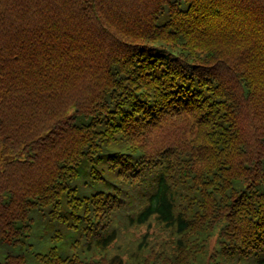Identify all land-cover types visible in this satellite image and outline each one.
<instances>
[{
	"label": "trees",
	"instance_id": "trees-1",
	"mask_svg": "<svg viewBox=\"0 0 264 264\" xmlns=\"http://www.w3.org/2000/svg\"><path fill=\"white\" fill-rule=\"evenodd\" d=\"M0 141V264H264V0H0Z\"/></svg>",
	"mask_w": 264,
	"mask_h": 264
},
{
	"label": "rangeland",
	"instance_id": "rangeland-1",
	"mask_svg": "<svg viewBox=\"0 0 264 264\" xmlns=\"http://www.w3.org/2000/svg\"><path fill=\"white\" fill-rule=\"evenodd\" d=\"M0 151H1V141H0ZM13 158H15V156H14L13 154H3V155H0V169H2L3 163H4L5 161L11 160V159H13ZM139 234H141V233H139ZM33 240H34V237H33ZM125 244H126V241H125ZM210 245H213V243L210 242ZM47 246H48V243L45 242V243H42V244H38V245H36L35 248H36L37 250H42V251H44V250L47 248ZM119 250H120V249L115 250V251H119ZM115 251H114V252H115Z\"/></svg>",
	"mask_w": 264,
	"mask_h": 264
}]
</instances>
